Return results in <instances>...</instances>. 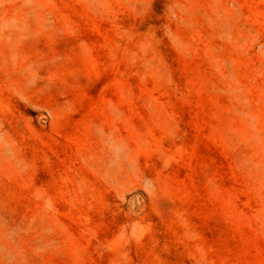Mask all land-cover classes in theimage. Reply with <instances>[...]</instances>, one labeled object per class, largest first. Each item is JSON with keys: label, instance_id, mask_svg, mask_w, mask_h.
Returning <instances> with one entry per match:
<instances>
[{"label": "rangeland", "instance_id": "rangeland-1", "mask_svg": "<svg viewBox=\"0 0 264 264\" xmlns=\"http://www.w3.org/2000/svg\"><path fill=\"white\" fill-rule=\"evenodd\" d=\"M0 264H264V0H0Z\"/></svg>", "mask_w": 264, "mask_h": 264}]
</instances>
